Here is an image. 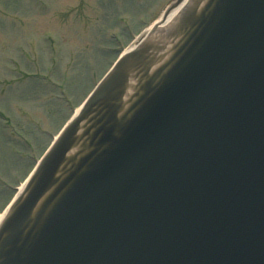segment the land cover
I'll list each match as a JSON object with an SVG mask.
<instances>
[{"label": "water", "instance_id": "obj_1", "mask_svg": "<svg viewBox=\"0 0 264 264\" xmlns=\"http://www.w3.org/2000/svg\"><path fill=\"white\" fill-rule=\"evenodd\" d=\"M185 2L45 154L0 264H264V0Z\"/></svg>", "mask_w": 264, "mask_h": 264}, {"label": "rangeland", "instance_id": "obj_2", "mask_svg": "<svg viewBox=\"0 0 264 264\" xmlns=\"http://www.w3.org/2000/svg\"><path fill=\"white\" fill-rule=\"evenodd\" d=\"M169 1L0 0V114L16 124L0 117V213L74 107Z\"/></svg>", "mask_w": 264, "mask_h": 264}, {"label": "bare ground", "instance_id": "obj_3", "mask_svg": "<svg viewBox=\"0 0 264 264\" xmlns=\"http://www.w3.org/2000/svg\"><path fill=\"white\" fill-rule=\"evenodd\" d=\"M135 43V42H134Z\"/></svg>", "mask_w": 264, "mask_h": 264}]
</instances>
